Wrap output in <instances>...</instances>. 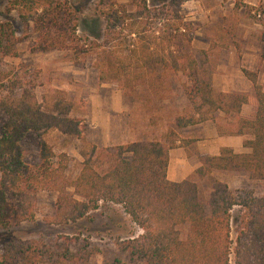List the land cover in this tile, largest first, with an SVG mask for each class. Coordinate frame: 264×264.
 Instances as JSON below:
<instances>
[{
  "label": "trees",
  "instance_id": "16d2710c",
  "mask_svg": "<svg viewBox=\"0 0 264 264\" xmlns=\"http://www.w3.org/2000/svg\"><path fill=\"white\" fill-rule=\"evenodd\" d=\"M182 1L128 0L95 9L94 16L104 23L100 40L95 41L78 37L69 0H6L10 5L4 8L6 13L16 11L25 29L17 35L10 21H0V59L17 57L16 45L29 37L30 29L35 35L32 52L89 56L99 82L116 83L123 94L140 87L148 96L167 99L182 76L186 82L178 81V90L192 114L176 117L173 129L222 113L234 120L235 134L251 139L243 143L248 153L222 148L214 157L196 154L197 180L180 182L166 177L168 152L179 147L171 133L165 142L100 149L89 145L88 151H81L82 167L68 185L75 197L69 199L71 215L81 218L97 210L99 202L120 205L142 233L116 238L103 248L77 237L10 241L0 245V264H85L96 255L103 264H230L231 255L233 264H264V92L256 74L244 69L251 95L213 90L209 53L192 50L193 26L176 5ZM244 105L253 108L251 119L239 117ZM71 109L60 92L39 102L30 88H21L0 71V111L6 115L0 129V231L26 220L19 195L50 188L63 192L59 187L63 171L51 164L48 146L40 144V165L28 167L20 141L29 132L48 131L80 139L78 122L68 116ZM217 173L241 176L256 188L233 191L212 177ZM59 205H64L62 199Z\"/></svg>",
  "mask_w": 264,
  "mask_h": 264
},
{
  "label": "rangeland",
  "instance_id": "374dc122",
  "mask_svg": "<svg viewBox=\"0 0 264 264\" xmlns=\"http://www.w3.org/2000/svg\"><path fill=\"white\" fill-rule=\"evenodd\" d=\"M159 1L150 0V3L158 4ZM112 2L126 4L128 0H69L76 33L81 40H100L104 23L94 16V10L104 9ZM5 3L6 0L0 1V21H10L17 35H21L25 28L16 11L10 9L6 13L4 8L10 5ZM176 5L185 21L193 26L192 50H207L209 53L212 78L219 71L223 74V69L227 68L229 72L234 70V73L238 71L242 74L241 70L250 67L255 69L253 73L256 77L264 74V0H183ZM27 33L29 37L16 45L17 57L0 59V71L8 79L16 80L21 88H30L39 102L48 99L53 92L63 94L72 105L68 116L78 122L80 139L57 131L41 134L29 132L22 138L20 148L23 163L28 167L37 168L40 165V144L48 146L53 155L51 164L62 168L59 187L64 190L59 193L50 188L19 195L21 200L18 202L24 207L26 220L8 231H0V245L10 241L50 242L77 237L103 248L116 238L124 240L137 237L142 233L141 230L124 214L120 205L99 202L97 210L76 219V214L71 215L73 207L69 200L75 197L68 185L82 167L84 159L81 151L89 145L100 149L137 141L165 142L171 133L177 141L176 145L185 148L187 156H194L198 162L197 146L194 137L191 138L198 133L191 129H173L176 117L192 114L178 90V81L185 83L186 79L179 76L175 80L174 91L167 99L148 96L140 87L123 94L116 83L99 82L89 56L75 58L60 51L32 52L35 35L30 29ZM212 87L216 93L222 92L219 81ZM249 109V113H254L252 107L249 106ZM216 115L211 121L215 120L223 126V130H219L223 132L227 129L223 120L228 118ZM5 122L6 115L0 111V129ZM246 135L247 139L251 138ZM125 158L130 159V156ZM172 162L173 172L181 169L176 157L172 158ZM196 169L189 161L190 173L185 180H197L193 174ZM212 177L227 184L233 191L256 188L243 177L232 173H217ZM198 184L202 182L198 181ZM15 198L9 197L11 201ZM59 199H62L63 206L59 205ZM237 211L238 208L233 212L234 217ZM231 226V239L234 240L235 222ZM85 264H103V258L96 255ZM230 264H233L232 255Z\"/></svg>",
  "mask_w": 264,
  "mask_h": 264
},
{
  "label": "crops",
  "instance_id": "0c3cea01",
  "mask_svg": "<svg viewBox=\"0 0 264 264\" xmlns=\"http://www.w3.org/2000/svg\"><path fill=\"white\" fill-rule=\"evenodd\" d=\"M248 56V55H247ZM226 68V67H223ZM219 70V69H218ZM222 70V69H221ZM246 70L250 72H254V68H246ZM223 74L219 73L213 76L212 84L216 86V82H220V86H222V92H235L241 94L251 95L252 93V84L241 74L240 72H235L231 70V72L227 69H223ZM264 74H259L256 77L257 84L261 86L262 92H264V84H263ZM239 83V84H237ZM249 106H242L239 117L242 119H251L253 117V113H249ZM253 110V108H252ZM252 112V111H251ZM217 117L224 118L222 113H217ZM223 120V119H222ZM215 121V120H214ZM205 121L191 127H186L184 129H191L192 132H197L198 135H192L191 138L194 137L197 152L201 156L205 157H214L219 155V151L222 148H228L233 151L235 154H244L248 153L249 150L243 146V143L247 140L246 134L238 135L235 134L234 131V120L230 117L228 120H223L226 126V130L223 132H219V130H223V126L219 125L216 121ZM105 128V127H103ZM168 165H167V180L171 182H180L187 178L190 170L189 161L193 164V168H198L199 163L194 159V156H187L186 149L183 147H178L175 150H170L168 153ZM176 157L179 162V167L181 169H177L175 172L172 171L171 167L173 166L172 158ZM172 165V166H171ZM195 165V167H194Z\"/></svg>",
  "mask_w": 264,
  "mask_h": 264
}]
</instances>
